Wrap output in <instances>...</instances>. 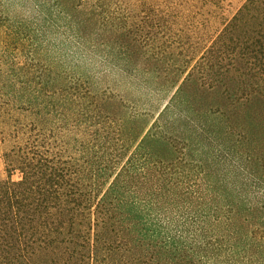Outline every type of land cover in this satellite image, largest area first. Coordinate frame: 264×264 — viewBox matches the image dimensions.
I'll use <instances>...</instances> for the list:
<instances>
[{
    "label": "trees",
    "instance_id": "16d2710c",
    "mask_svg": "<svg viewBox=\"0 0 264 264\" xmlns=\"http://www.w3.org/2000/svg\"><path fill=\"white\" fill-rule=\"evenodd\" d=\"M225 2L0 0V264H264V0Z\"/></svg>",
    "mask_w": 264,
    "mask_h": 264
},
{
    "label": "rangeland",
    "instance_id": "374dc122",
    "mask_svg": "<svg viewBox=\"0 0 264 264\" xmlns=\"http://www.w3.org/2000/svg\"><path fill=\"white\" fill-rule=\"evenodd\" d=\"M243 2V0H226L225 2V10L226 14L230 15L235 9ZM8 147V143L2 139V135L0 133V179L6 177L5 170V162L3 157L4 150ZM13 176H16L14 174Z\"/></svg>",
    "mask_w": 264,
    "mask_h": 264
}]
</instances>
